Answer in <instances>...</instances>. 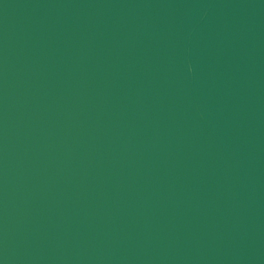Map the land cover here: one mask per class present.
Returning <instances> with one entry per match:
<instances>
[{
    "label": "water",
    "instance_id": "95a60500",
    "mask_svg": "<svg viewBox=\"0 0 264 264\" xmlns=\"http://www.w3.org/2000/svg\"><path fill=\"white\" fill-rule=\"evenodd\" d=\"M0 264H264V0H0Z\"/></svg>",
    "mask_w": 264,
    "mask_h": 264
}]
</instances>
